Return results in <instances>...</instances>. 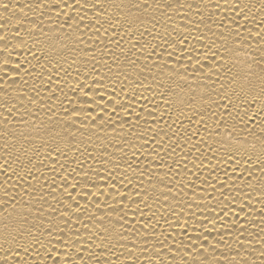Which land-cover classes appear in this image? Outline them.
<instances>
[{"label": "bare ground", "instance_id": "bare-ground-1", "mask_svg": "<svg viewBox=\"0 0 264 264\" xmlns=\"http://www.w3.org/2000/svg\"><path fill=\"white\" fill-rule=\"evenodd\" d=\"M0 264H264V0H0Z\"/></svg>", "mask_w": 264, "mask_h": 264}, {"label": "snow or ice", "instance_id": "snow-or-ice-1", "mask_svg": "<svg viewBox=\"0 0 264 264\" xmlns=\"http://www.w3.org/2000/svg\"><path fill=\"white\" fill-rule=\"evenodd\" d=\"M4 7L7 8V5L5 4Z\"/></svg>", "mask_w": 264, "mask_h": 264}]
</instances>
